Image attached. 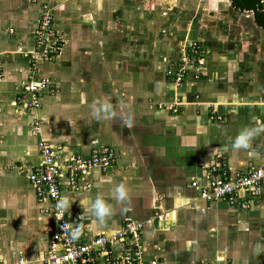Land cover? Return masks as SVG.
<instances>
[{"label": "crops", "instance_id": "obj_1", "mask_svg": "<svg viewBox=\"0 0 264 264\" xmlns=\"http://www.w3.org/2000/svg\"><path fill=\"white\" fill-rule=\"evenodd\" d=\"M43 3L54 6L59 51L32 69L22 54ZM192 45L200 61L175 84L167 67ZM41 78L54 91L39 109L15 104ZM246 132L247 147L235 148ZM37 138L61 159L115 151L113 167L79 182L87 189L63 192L86 241L132 221L143 224L144 264H264V182L257 197L241 195L246 209L199 198L214 164L230 176L264 168L260 0H0V264H40L54 227L26 179ZM98 196L111 208L103 223L89 208Z\"/></svg>", "mask_w": 264, "mask_h": 264}, {"label": "built area", "instance_id": "obj_2", "mask_svg": "<svg viewBox=\"0 0 264 264\" xmlns=\"http://www.w3.org/2000/svg\"><path fill=\"white\" fill-rule=\"evenodd\" d=\"M45 1V0H43ZM264 9V0H260ZM42 14L37 20L33 34V49L23 52V57L34 65L37 61H52L59 51V36L53 27L52 10L48 3L42 4ZM199 47L192 45L190 52L182 55L174 64H169L166 74L179 84L189 64L199 62ZM54 85L51 80L41 78L29 80L22 87L17 103L26 110L34 112L40 107V95L51 92ZM34 120V119H33ZM38 121L31 124L32 134L39 137ZM38 139V138H37ZM39 163L32 167L26 176L34 196L46 200L50 205L54 227L48 230L47 249L37 258L40 264H144L143 244L141 241L142 223L125 222L117 231L100 234L86 241V235L79 230L73 239V233L80 217H71L65 207H60L64 190L77 191L87 189V184L80 185L92 171L106 172L113 167L116 154L108 147L94 148L87 158L78 156L63 157L56 154L53 147L45 141L36 142ZM207 184L200 189L199 198L205 202L223 201L228 205L247 208L245 198L258 196L264 182V168L246 171L230 176L223 164H214L207 169ZM192 187H197L193 182ZM127 243L128 248L115 252L113 246ZM220 264V263H218Z\"/></svg>", "mask_w": 264, "mask_h": 264}, {"label": "clouds", "instance_id": "obj_3", "mask_svg": "<svg viewBox=\"0 0 264 264\" xmlns=\"http://www.w3.org/2000/svg\"><path fill=\"white\" fill-rule=\"evenodd\" d=\"M251 132L242 133L234 142L235 148L240 147H247V139L249 136H251ZM115 197L118 200H124L127 198V190L125 189L123 184H119L115 187ZM60 207H66L67 201L66 199H62ZM90 211L92 215H94L100 223L104 222V219L106 216L110 215V205H108L103 199H101L99 196L92 201V203L89 206ZM79 235V229H77L73 233V239H75Z\"/></svg>", "mask_w": 264, "mask_h": 264}, {"label": "rangeland", "instance_id": "obj_4", "mask_svg": "<svg viewBox=\"0 0 264 264\" xmlns=\"http://www.w3.org/2000/svg\"><path fill=\"white\" fill-rule=\"evenodd\" d=\"M54 8V6H50V9L52 10ZM53 11V10H52ZM44 62H46V61H44ZM37 63V62H36ZM39 64H42L41 62H38ZM34 68V65H32V69ZM35 72V71H34ZM157 107L159 108V109H163V105H157Z\"/></svg>", "mask_w": 264, "mask_h": 264}]
</instances>
